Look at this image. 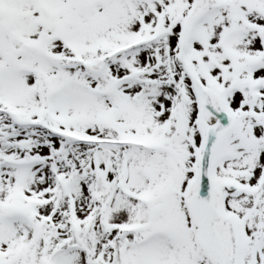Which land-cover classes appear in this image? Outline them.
I'll use <instances>...</instances> for the list:
<instances>
[{
	"label": "snow or ice",
	"instance_id": "1",
	"mask_svg": "<svg viewBox=\"0 0 264 264\" xmlns=\"http://www.w3.org/2000/svg\"><path fill=\"white\" fill-rule=\"evenodd\" d=\"M0 264H264V0H0Z\"/></svg>",
	"mask_w": 264,
	"mask_h": 264
}]
</instances>
